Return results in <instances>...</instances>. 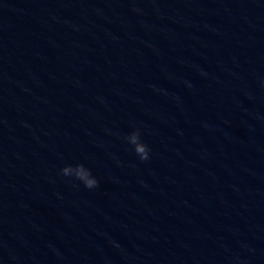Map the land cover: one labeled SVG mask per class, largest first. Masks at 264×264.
<instances>
[{
  "label": "water",
  "instance_id": "water-1",
  "mask_svg": "<svg viewBox=\"0 0 264 264\" xmlns=\"http://www.w3.org/2000/svg\"><path fill=\"white\" fill-rule=\"evenodd\" d=\"M0 264H264V0H0Z\"/></svg>",
  "mask_w": 264,
  "mask_h": 264
},
{
  "label": "clouds",
  "instance_id": "clouds-1",
  "mask_svg": "<svg viewBox=\"0 0 264 264\" xmlns=\"http://www.w3.org/2000/svg\"><path fill=\"white\" fill-rule=\"evenodd\" d=\"M140 131L137 129L128 135L125 139L129 144L134 146V151L141 161H147L150 156V149L148 146L141 142ZM61 175L64 177H74L75 180L80 181L85 188L94 189L98 187L99 181L93 177L91 171L83 164H78L75 167L66 166L61 169Z\"/></svg>",
  "mask_w": 264,
  "mask_h": 264
}]
</instances>
